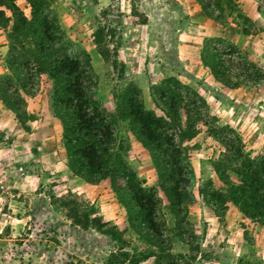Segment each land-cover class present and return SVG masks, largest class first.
<instances>
[{
  "label": "rangeland",
  "instance_id": "obj_1",
  "mask_svg": "<svg viewBox=\"0 0 264 264\" xmlns=\"http://www.w3.org/2000/svg\"><path fill=\"white\" fill-rule=\"evenodd\" d=\"M201 1L209 5L208 11ZM201 1L48 0L68 35L63 47L89 54L97 75L96 95L108 112L115 110L114 93L131 81L141 89L145 107L163 114L156 90L173 76L206 99L210 115L234 128L251 156L264 157V0ZM16 4L29 15L26 0ZM11 24H0V77L11 73ZM98 27L106 34L108 62L93 40ZM212 49L230 67L234 81L248 75L263 77L262 82L223 85L200 59L210 58ZM19 51L25 52L20 47ZM36 89L32 96L23 95L24 125L0 98V264H109L111 259L114 264H129L127 258L152 248L131 229L109 180L93 190L67 169L65 149L61 152L62 124L51 107L52 82L45 72ZM119 132L130 145L128 162L157 189L170 248L181 254L182 264H264V224L245 217L231 201L217 215L199 193L209 180L216 188L229 190L212 166L223 146L206 126L199 124L195 135L182 143L193 178L187 223L181 229L159 188L149 151L125 122H120ZM51 162L56 168L49 167ZM68 191L81 203L93 204L103 221L123 230V242L75 225L67 208L50 197ZM154 261L151 257L138 264Z\"/></svg>",
  "mask_w": 264,
  "mask_h": 264
},
{
  "label": "trees",
  "instance_id": "obj_2",
  "mask_svg": "<svg viewBox=\"0 0 264 264\" xmlns=\"http://www.w3.org/2000/svg\"><path fill=\"white\" fill-rule=\"evenodd\" d=\"M26 1L29 15L16 0H0V24L7 26L12 22L11 73L0 77V98L24 125L27 115L23 95H34L40 75L43 72L48 75L52 82L51 107L62 124L68 169L87 183L109 180L111 190L126 209L131 229L152 248L127 258L129 264L151 257L155 258L154 264L182 262L181 254L171 251L166 224L160 217L161 199L157 189L148 186L127 160L130 145L120 135V122H125L128 131L149 151L159 188L168 200L177 228L187 223V205L192 197L193 169L182 143L195 135L199 124L206 126L223 146L212 166L229 188L223 191L209 180L199 187V193L217 215L231 201L245 217L264 224V157L251 156L244 149L241 135L210 115L206 99L196 89L173 76L165 78L156 90V104L163 112L158 114L145 107L141 89L128 81L114 93L115 110L108 112L96 95L97 75L89 54L63 47L68 35L61 30L48 0ZM203 6L208 11L209 5L203 3ZM93 40L103 60L108 62L110 51L103 27L94 31ZM18 46L25 52L21 53ZM209 52L208 59L202 55L203 62L223 85L236 88L241 83L262 82L263 77L256 80L248 75L234 81L230 67L218 51ZM50 197L53 203L67 208L69 217L81 229L94 228L112 241L123 242L124 231L103 221L93 204L81 203L71 191ZM114 263V259L109 261Z\"/></svg>",
  "mask_w": 264,
  "mask_h": 264
},
{
  "label": "crops",
  "instance_id": "obj_3",
  "mask_svg": "<svg viewBox=\"0 0 264 264\" xmlns=\"http://www.w3.org/2000/svg\"><path fill=\"white\" fill-rule=\"evenodd\" d=\"M189 53H192V51H189ZM200 59H202V57H200ZM201 61V60H200ZM196 63V62H195ZM194 63V64H195ZM61 152L62 153H64V148H62L61 149ZM51 165V166H50ZM53 166H55V164H53V162H51L50 164H49V167H51V168H56V167H53ZM68 169V168H67ZM68 174H71V172L70 171H68ZM63 175H66V172H64L63 173ZM69 179H71V178H69ZM81 184H83V185H88V186H90V188H92L93 190H94V188H96L97 186H99L100 185V183L99 184H91V183H87L86 181H81ZM96 190V189H95ZM97 191H98V193L100 192V189H97ZM97 193V194H98Z\"/></svg>",
  "mask_w": 264,
  "mask_h": 264
}]
</instances>
